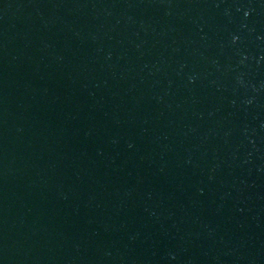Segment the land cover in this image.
Instances as JSON below:
<instances>
[{
  "label": "water",
  "instance_id": "water-1",
  "mask_svg": "<svg viewBox=\"0 0 264 264\" xmlns=\"http://www.w3.org/2000/svg\"><path fill=\"white\" fill-rule=\"evenodd\" d=\"M0 264H264V0H0Z\"/></svg>",
  "mask_w": 264,
  "mask_h": 264
}]
</instances>
